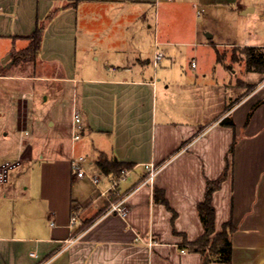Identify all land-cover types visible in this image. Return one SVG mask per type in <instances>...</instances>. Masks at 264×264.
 Masks as SVG:
<instances>
[{
  "label": "crops",
  "instance_id": "1",
  "mask_svg": "<svg viewBox=\"0 0 264 264\" xmlns=\"http://www.w3.org/2000/svg\"><path fill=\"white\" fill-rule=\"evenodd\" d=\"M215 2L0 0V165L18 163L0 185V264H200V255L181 245L184 237L192 242L202 234L196 206L205 180L221 174L226 157L227 178L212 196L215 233L231 221L230 264H264V102L247 119L264 89L231 106L221 102L209 120L205 112H192L188 101L196 111L203 106L202 84L211 67L201 68L200 77H173L175 48L216 54L223 44L211 34L201 40L196 28L180 30L178 40L169 32L160 36L157 23L160 14L180 18ZM41 22L35 59L14 64V52L27 46ZM157 53L162 57L155 61ZM210 64L223 68L216 59ZM234 75L230 71L228 85L213 79L207 93L223 98L229 86L237 98ZM64 95L71 113L65 128ZM73 109L80 116L75 141ZM225 118L233 128L220 124ZM100 154L131 168L116 180L98 169ZM78 156L86 158L83 178L71 172V158ZM146 166L157 170L143 184ZM88 176L98 179L97 187ZM153 187L164 191L176 213L173 224L172 213L154 202ZM117 201H123L124 216L107 213L109 202Z\"/></svg>",
  "mask_w": 264,
  "mask_h": 264
},
{
  "label": "rangeland",
  "instance_id": "2",
  "mask_svg": "<svg viewBox=\"0 0 264 264\" xmlns=\"http://www.w3.org/2000/svg\"><path fill=\"white\" fill-rule=\"evenodd\" d=\"M215 3L217 6L209 8L198 6L188 11L187 14L183 12L184 16L180 18L175 15L177 13L173 12L172 14L164 16L160 14L159 21L158 19L156 20L158 21L160 36L163 33L169 32V34L172 33L173 40H178L183 38V36H181L182 34L179 35L178 33L180 30L185 28L188 34L189 31L196 28L199 37L202 38L201 40H204L205 33H209L213 36L212 41L223 44L218 48L220 61L223 63L221 64L223 65V70L218 65L212 67L210 64V60L216 59V54L213 49H193L191 47H176V59L169 67V72L173 77H178L179 73H185L189 78H195V76L200 77L199 70L201 68L207 69L211 67L207 79L203 81L202 84L201 92L203 93V100H201V104L203 106L199 107L200 109L198 108L196 111L194 100L189 99L188 101L192 112H205L204 115L206 114V120L215 116L220 108L221 102L223 107L230 104L232 105V101L237 102L244 95L258 89H264V87L259 88L260 83L264 81V73L255 74L252 71H247L245 67V57L241 53L243 45H240H264V0H216ZM241 9L245 11L249 9V11L246 12L247 14L242 13L241 15L240 13L244 11ZM250 9L252 10L250 11ZM151 25L153 30L154 20H151ZM261 50L264 52V49ZM165 65L166 59L159 63L157 72L160 73L162 67ZM149 67L151 68V64ZM230 71L235 73L232 77V84L238 86L239 96L237 98L232 96L233 94H231L229 86L227 94L223 98H219V96L216 98L210 96L209 93H207L208 83H213V79H215L216 82L222 81L223 85H228L227 78L230 76ZM64 97L65 99L60 105V110L62 115H64L62 124L65 128L68 120L67 117H69L71 113L67 100L69 96L64 95ZM237 141L236 139L235 146ZM17 172L18 171L13 172V174ZM91 194H93V191H91ZM8 205L7 203L5 204L4 210L7 209ZM0 213H2V211Z\"/></svg>",
  "mask_w": 264,
  "mask_h": 264
},
{
  "label": "trees",
  "instance_id": "3",
  "mask_svg": "<svg viewBox=\"0 0 264 264\" xmlns=\"http://www.w3.org/2000/svg\"><path fill=\"white\" fill-rule=\"evenodd\" d=\"M53 14H50L46 21H49L52 18ZM45 22L37 23L36 28L33 33L27 37L28 44L25 48L14 52L13 54V63H31L38 54L42 41V32L44 29ZM264 48L253 47V46H244L242 47L241 53L245 57V67L247 71H252L256 73H264V52L261 50ZM216 60L220 61V56L216 52ZM264 99L256 103L250 113L248 114L247 119L250 117L251 112L258 106L263 103ZM220 124L222 126L234 127L233 122L230 119H223ZM235 138L231 143L228 154L232 155L235 147ZM96 165L101 173L105 175H111L114 179H119L124 170L131 168V165L128 163H122L114 157H107L104 154H100L96 160ZM229 169L228 158L226 157V167L221 172V174L213 179L205 180V191L203 200L197 204L196 212L202 226V234L194 241L189 242L183 238L182 247L185 248L190 253H197L200 255L201 263L200 264H211V263H222L230 264L231 262V236L235 231V226L231 221L225 222L222 225L221 231L215 233L214 229V207L212 205V196L214 192L220 189L222 183L227 178ZM153 200L156 203H160L166 207L168 211L172 213L171 223L173 224L176 217V213L172 211L169 207L165 196L164 191L153 187ZM173 234H176V231L173 229Z\"/></svg>",
  "mask_w": 264,
  "mask_h": 264
},
{
  "label": "built area",
  "instance_id": "4",
  "mask_svg": "<svg viewBox=\"0 0 264 264\" xmlns=\"http://www.w3.org/2000/svg\"><path fill=\"white\" fill-rule=\"evenodd\" d=\"M162 57L161 53L155 54V61H158ZM264 87V81L260 83L259 88ZM80 137V116L77 113L75 109L72 111V126H71V139L72 141L77 140ZM85 156H78V157H72L70 161V167L72 174L77 178H83L86 177V171L83 168V163L85 162ZM18 166V163H5L0 165V185L5 183L8 179L9 173L14 170ZM146 170H148L146 176L142 180L143 184L150 183L156 173L157 168L152 166H146ZM127 170H124L120 176L119 179L124 178L126 175ZM92 184L97 187L98 185V179L96 177H90L88 176ZM116 186V180L112 181L111 183V189H113ZM102 196H104V192L100 193ZM123 201H117V202H109V208L107 210V213H115L119 216H124L126 213L125 207L122 205ZM75 222V218H71V223ZM184 252V251H182Z\"/></svg>",
  "mask_w": 264,
  "mask_h": 264
},
{
  "label": "water",
  "instance_id": "5",
  "mask_svg": "<svg viewBox=\"0 0 264 264\" xmlns=\"http://www.w3.org/2000/svg\"><path fill=\"white\" fill-rule=\"evenodd\" d=\"M251 10H252V9H250V11H251ZM247 11H249V9H247L246 12H247ZM246 12H245V13H246ZM205 37H206L207 39H210V38H211V35H210L209 33H206V34H205Z\"/></svg>",
  "mask_w": 264,
  "mask_h": 264
}]
</instances>
